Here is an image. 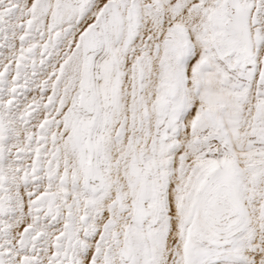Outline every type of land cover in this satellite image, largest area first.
<instances>
[{"label": "snow or ice", "instance_id": "snow-or-ice-1", "mask_svg": "<svg viewBox=\"0 0 264 264\" xmlns=\"http://www.w3.org/2000/svg\"><path fill=\"white\" fill-rule=\"evenodd\" d=\"M0 264H264V0H0Z\"/></svg>", "mask_w": 264, "mask_h": 264}]
</instances>
